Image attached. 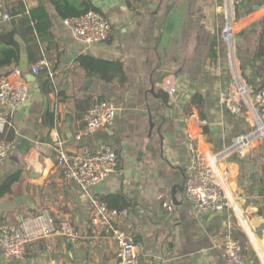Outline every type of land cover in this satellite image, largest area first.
I'll list each match as a JSON object with an SVG mask.
<instances>
[{
    "label": "crops",
    "instance_id": "1",
    "mask_svg": "<svg viewBox=\"0 0 264 264\" xmlns=\"http://www.w3.org/2000/svg\"><path fill=\"white\" fill-rule=\"evenodd\" d=\"M19 1L25 13L18 12ZM91 2L110 20L111 31L105 41L85 44L48 0H0V31L15 29L20 48L19 60L0 69V76L18 68L28 85L24 104L11 113L0 108L9 116L1 135L11 142L0 166V189L17 175L0 194V218L19 221L46 213L79 233L74 242L59 234L36 239L26 244L23 260L0 254V264H116L115 242L89 223V197L110 194L129 202L118 226L147 264H226L222 237L228 231L240 241L248 264H264V124L254 129L264 121V109L249 90L255 84L254 42L247 40L249 26L264 15V0ZM39 4L51 24L36 37L37 49L26 15ZM4 12L8 21L1 19ZM229 20L235 22L232 42L221 38ZM81 56L119 61L123 75L106 82L80 64ZM40 60L45 63L34 74ZM171 86L174 95L167 91ZM236 86L248 92L239 97L241 112L232 114L223 98ZM104 99L117 109L112 125L75 140L87 108ZM189 134L201 149L221 157L227 198L221 211L199 213L186 196ZM240 138L241 147L234 146ZM54 140L69 152L111 145L116 172L87 195L62 178Z\"/></svg>",
    "mask_w": 264,
    "mask_h": 264
},
{
    "label": "built area",
    "instance_id": "2",
    "mask_svg": "<svg viewBox=\"0 0 264 264\" xmlns=\"http://www.w3.org/2000/svg\"><path fill=\"white\" fill-rule=\"evenodd\" d=\"M240 5L242 0H232ZM10 14L4 12L2 21H8ZM63 24L71 35L79 42L93 44L105 41L111 31V22L103 14L96 11H87L81 16L63 19ZM235 22L229 20L221 30V38L232 42L235 35ZM44 60L36 62L32 72L37 74ZM12 76L13 78H10ZM169 94H175L173 86L167 88ZM247 93L243 86L231 89L223 98L226 109L237 114L242 110L239 97ZM28 98V85L21 77L18 68H14L9 75L0 76V108L4 107L9 113L24 104ZM254 103L264 109V91H256ZM116 106L110 100H97L90 104L84 114V125L74 135L75 140L89 135L100 128L110 127L116 117ZM8 115L0 114V134L5 132ZM194 118L195 115L190 114ZM260 126H259V128ZM259 130V131H260ZM190 157L185 168V192L193 208L199 213H214L221 211L227 205L225 189L221 179L224 177L220 162L221 157L201 149L197 140L191 135ZM243 140L234 142V146L241 147ZM11 151V142L7 138L0 139V166L7 160ZM54 159L56 167L61 171L65 181L75 182L84 193L88 188L100 183L116 172L117 156L114 148L106 143H100L95 148L81 145L76 150L69 152L63 143L54 140ZM89 223L92 231L103 234L116 244V264H147L138 252L137 243L121 228L118 222L128 215V208H110L98 196H90ZM59 234L68 241L74 242L79 238V233L67 221L58 223L50 214L41 213L26 216L19 221L0 218V254L12 260L25 258V246L31 241L42 237ZM222 253L226 264H248L246 255L240 241L229 231L222 237Z\"/></svg>",
    "mask_w": 264,
    "mask_h": 264
},
{
    "label": "trees",
    "instance_id": "3",
    "mask_svg": "<svg viewBox=\"0 0 264 264\" xmlns=\"http://www.w3.org/2000/svg\"><path fill=\"white\" fill-rule=\"evenodd\" d=\"M55 8L57 14L62 18H69L81 16L87 11L100 12L91 0H48ZM18 12L25 13L24 5L21 1L17 3ZM102 14V13H101ZM28 21V30L31 32L34 39L35 47L38 49L36 37L44 36L50 27V18L46 8L43 4L30 9L26 15ZM249 38L248 42L253 41V51L250 55L253 67V77L255 80L256 91H264V15L254 21L248 29ZM16 30L10 29L4 33L0 31V69L6 68L10 64H15L20 57L19 44L15 39ZM39 58V57H38ZM80 64L91 74L98 75L102 80L109 82L116 77H122V64L119 61H109L96 59L90 56L79 57ZM196 103L200 101L199 96H195ZM3 135L0 134V139ZM9 140V139H8ZM17 178L13 176L6 186L0 189V194L3 190L9 188V184L14 182ZM101 199L107 203L110 208H128L129 202L127 199L119 194H110Z\"/></svg>",
    "mask_w": 264,
    "mask_h": 264
},
{
    "label": "rangeland",
    "instance_id": "4",
    "mask_svg": "<svg viewBox=\"0 0 264 264\" xmlns=\"http://www.w3.org/2000/svg\"><path fill=\"white\" fill-rule=\"evenodd\" d=\"M261 1V0H260ZM250 85H252V83H249V86ZM250 90V89H249ZM247 92H248V90H247ZM250 93H251V91H250ZM225 110H226V112H228V110L225 108ZM229 113V112H228ZM259 114H261V111H260V113ZM258 123H263L264 124V121H261V119H259V122H257V123H255L254 124V129H257V127L259 126V124ZM258 125V126H257ZM259 128V127H258Z\"/></svg>",
    "mask_w": 264,
    "mask_h": 264
},
{
    "label": "water",
    "instance_id": "5",
    "mask_svg": "<svg viewBox=\"0 0 264 264\" xmlns=\"http://www.w3.org/2000/svg\"><path fill=\"white\" fill-rule=\"evenodd\" d=\"M250 91H251V93H252V98H253V101H254V99H255L256 89H255V87L253 86V84L250 85ZM163 99H164V98H163Z\"/></svg>",
    "mask_w": 264,
    "mask_h": 264
}]
</instances>
